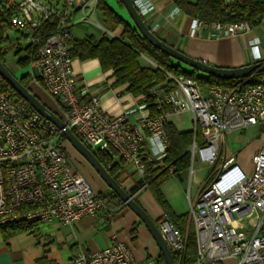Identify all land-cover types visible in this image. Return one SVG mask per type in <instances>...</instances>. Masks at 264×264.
<instances>
[{
    "label": "built area",
    "instance_id": "built-area-1",
    "mask_svg": "<svg viewBox=\"0 0 264 264\" xmlns=\"http://www.w3.org/2000/svg\"><path fill=\"white\" fill-rule=\"evenodd\" d=\"M96 2L0 1V12L14 11L10 23L27 42L26 74L40 82L54 99L57 115L86 146L122 157L127 173L138 182L145 176L147 162L163 165L170 146L165 132L170 115L191 112L194 130L200 128L202 139H194L188 149L189 172L193 175L199 163L208 173L197 199L189 200L188 221L195 236L192 260H187V233L164 216L157 221L175 264H264V77L253 84H244L242 78L232 85L212 84L202 90L188 75L165 72L167 85H153L148 95L141 94L145 107L147 98L153 97L151 104L157 113L137 116L135 109H126L112 115L97 95L83 98L77 91L70 54L71 12L79 7L83 21L99 25L91 20ZM133 3L145 19L151 1ZM49 19L55 20L54 29L42 38L39 29ZM200 27L221 37L246 32L252 26L248 21L207 23L191 17V34ZM249 47L258 60V41L250 42ZM1 51L6 50L3 47ZM252 127L257 128L260 144L247 169L236 154H222V143L226 134ZM61 136V131L25 100H14L0 90V227L15 222L71 224L107 209L100 192L70 161ZM168 172L172 174L173 169ZM69 264L138 262L130 244L114 236L102 249L81 247Z\"/></svg>",
    "mask_w": 264,
    "mask_h": 264
},
{
    "label": "crops",
    "instance_id": "crops-1",
    "mask_svg": "<svg viewBox=\"0 0 264 264\" xmlns=\"http://www.w3.org/2000/svg\"><path fill=\"white\" fill-rule=\"evenodd\" d=\"M105 1L126 23L132 25L126 9L120 6L117 0ZM150 1L152 8L145 16L150 29L158 37L187 55L211 65L240 67L255 61L249 45L250 42L257 40L259 59H264V18L246 32L233 36L214 37L207 27L198 28L192 35L191 17L177 8L172 0ZM95 9L93 13L97 14L99 21L96 22L99 25L83 20L75 23L74 17L81 9L76 7L72 10L70 15L72 39L81 40L89 35L99 39L104 32H107L108 36L120 35L122 27L118 26L113 31H109L103 22L102 15ZM85 23L92 24L89 26L93 27H88L84 25ZM143 57L150 60L142 55L139 60L140 65H149L143 61ZM73 70L77 78V91L82 93L83 98L91 94L97 95L102 107L108 113L117 115L126 109H135L139 116L150 112L149 107L143 104L141 94H131L128 90V82L116 84L114 71L102 70L96 58L85 60L74 58ZM26 72L19 71L14 74L22 77ZM28 85L46 106L56 110L54 99L46 93L40 82L30 80ZM168 122L172 123L179 132L194 129L191 112L172 114ZM228 138L231 139L233 146L226 145ZM259 144L260 136L256 127L246 131L231 132L224 137L222 154H236L239 163L242 164L237 149L243 147L246 154L251 156L258 150ZM67 151L70 161L84 179L100 194L108 193L109 187L92 166L75 149L72 151V147L70 151L68 149ZM157 166L161 167V165L155 167ZM195 168L193 175L190 174L189 168L178 173L169 174L168 172L160 185L165 199L175 214L188 215L189 200H196L205 185L208 169L199 163L195 164ZM119 181L130 193H133L132 189L138 182V178L128 174L125 169ZM134 198L154 220L164 215L163 209L148 188L139 189ZM132 229L135 235L132 234ZM114 236L130 244L138 264H159L158 246L144 224L126 205L114 213L100 209L94 215H84L71 224L58 221L35 224L26 231L7 239L0 231V264H69L70 259L79 252L81 247L88 251L102 249L110 244Z\"/></svg>",
    "mask_w": 264,
    "mask_h": 264
},
{
    "label": "trees",
    "instance_id": "trees-1",
    "mask_svg": "<svg viewBox=\"0 0 264 264\" xmlns=\"http://www.w3.org/2000/svg\"><path fill=\"white\" fill-rule=\"evenodd\" d=\"M122 7L121 0H117ZM174 5L184 13L201 21L210 22H238L248 21L250 25L256 26L264 18V0H172ZM96 12L103 17V22L109 31H113L118 26L122 31L118 37L108 36L104 32L101 38L96 39L89 35L84 39H72L70 54L73 58L85 60L96 58L102 70L112 69L116 76V84L128 82V90L133 95L147 94L151 86L159 84H168L165 72L173 76L188 75L195 79L202 90L209 85H232L235 79L222 80L211 75H206L196 69H191L187 65L171 58L167 54L153 47L144 39L138 30L132 25L126 23L115 11L107 4L105 0H97ZM12 9H5L0 12V42L4 40V31L7 27H13L10 19L13 16ZM55 20L49 19L42 24L39 34L46 38L54 29ZM18 30V29H17ZM19 31V30H18ZM22 33V32H21ZM17 50V51H16ZM5 51L0 48V60L4 62ZM15 55L18 56L16 64L26 67L29 61L28 46H16ZM142 55L149 58L155 65L142 66L139 63ZM264 77V73L255 74L249 78H244V84H253ZM20 81L26 87H29L30 77L24 74ZM30 89V87H29ZM0 90L5 92L14 100H23L22 97L0 76ZM31 90V89H30ZM153 97L149 96L150 113H157L156 108L151 104ZM165 132L169 139L170 146L166 155L162 159L163 165L155 167L157 162L150 161L146 164V173L143 180L137 182L132 192H137L143 183V188H148L156 202L163 209V216L168 218L183 234L187 233V260H192L195 255V236L191 223L188 221L187 214H175L165 199L160 185L171 167L173 173H178L190 165L189 147L192 141L202 139L201 130L197 127L195 130L179 132L170 122L165 125ZM62 142H66L65 137L61 136ZM94 151L98 160L108 170V172L117 180L125 170V164L122 157L105 152ZM155 167V168H153ZM102 201L107 207L109 213L116 212L124 206L118 195L109 190L106 194H100ZM158 219L156 220L157 224ZM32 226L24 222L9 223L0 227V231L5 239L26 231ZM132 234L135 235L134 229ZM157 261L164 264L161 254Z\"/></svg>",
    "mask_w": 264,
    "mask_h": 264
},
{
    "label": "water",
    "instance_id": "water-1",
    "mask_svg": "<svg viewBox=\"0 0 264 264\" xmlns=\"http://www.w3.org/2000/svg\"><path fill=\"white\" fill-rule=\"evenodd\" d=\"M121 1L135 28L144 39H146L156 49L187 65L191 69H196L203 74L211 75L222 80L249 78L255 74L264 73V59H258L240 67H221L208 64L206 61L187 55L180 49L170 45L154 34L145 19L137 11L133 0ZM0 76L22 97L23 100L31 105L41 116L52 122L61 131V134L65 137L69 145L92 166L109 189L118 195L123 204L129 207V209L136 214L158 246L160 254L163 257L164 264H175L171 250L161 234L156 224V220H154L134 198L136 192L130 193L119 180L114 178L98 160L94 151L86 146L83 141L65 125L54 110L46 106L37 97V95L29 89V87L23 85L20 81L21 76L18 77L12 73L2 60H0Z\"/></svg>",
    "mask_w": 264,
    "mask_h": 264
},
{
    "label": "rangeland",
    "instance_id": "rangeland-1",
    "mask_svg": "<svg viewBox=\"0 0 264 264\" xmlns=\"http://www.w3.org/2000/svg\"><path fill=\"white\" fill-rule=\"evenodd\" d=\"M81 20H82V12L80 11L74 17V22L76 23V22L81 21ZM91 20L99 21L97 14H95V13L91 14ZM84 25L91 27L89 25H92V24H86L85 23ZM4 36L7 38H5L4 40H2L0 42V48L4 47V49L6 50L5 51L6 54H5V58H4V64L12 73H16L19 71L26 72L28 70V67L26 66L23 68L20 65L16 64V60H17L18 56L15 55L16 46L25 47V45L27 44V42L25 41V37L22 35L21 31L20 30L18 31L15 27H7L4 31ZM143 61L145 63H148V64L153 66L151 61L147 60L144 57H143ZM35 92H36V90H35ZM243 131H246V130H243ZM64 144H65V147L70 151L71 147H70L69 143L66 141V142H64ZM226 145L227 146H233L234 144L232 143L231 139L228 138ZM72 151H73V148H72ZM237 152H238V157H239L241 163L243 164V166H246L247 169H250L251 168V160H250V156L246 154L245 149L243 147H240L237 149ZM185 189H187V187H185ZM159 264H162V263H159Z\"/></svg>",
    "mask_w": 264,
    "mask_h": 264
}]
</instances>
